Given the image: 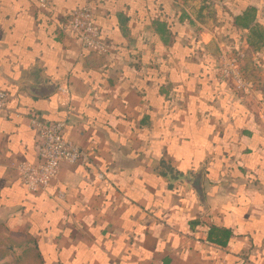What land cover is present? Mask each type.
<instances>
[{
    "label": "crops",
    "instance_id": "0c3cea01",
    "mask_svg": "<svg viewBox=\"0 0 264 264\" xmlns=\"http://www.w3.org/2000/svg\"><path fill=\"white\" fill-rule=\"evenodd\" d=\"M86 3L108 55L65 29ZM0 91V264H264V0H0ZM30 117L91 161L41 193Z\"/></svg>",
    "mask_w": 264,
    "mask_h": 264
},
{
    "label": "built area",
    "instance_id": "2783aa9c",
    "mask_svg": "<svg viewBox=\"0 0 264 264\" xmlns=\"http://www.w3.org/2000/svg\"><path fill=\"white\" fill-rule=\"evenodd\" d=\"M42 9H49L52 0H36ZM94 9L90 3L77 8L70 13L66 20L65 29L75 34L81 42L83 51L98 55H108L111 45L101 38V31L94 23ZM226 67V68H224ZM220 71L224 79L233 77L236 83L243 84L241 75L232 64H224ZM11 95L0 91V112L6 111ZM30 128L39 140L37 148V161L35 163H21L18 174L30 193L47 191L58 181L60 171L64 165L85 166L89 164L90 157L76 143L67 140L65 122H45L30 117ZM102 179L103 176L99 175Z\"/></svg>",
    "mask_w": 264,
    "mask_h": 264
},
{
    "label": "water",
    "instance_id": "95a60500",
    "mask_svg": "<svg viewBox=\"0 0 264 264\" xmlns=\"http://www.w3.org/2000/svg\"><path fill=\"white\" fill-rule=\"evenodd\" d=\"M54 88V87H51ZM203 170L199 169L194 176H183L180 178L184 184H187L195 193L199 203L205 207V201L202 190Z\"/></svg>",
    "mask_w": 264,
    "mask_h": 264
},
{
    "label": "trees",
    "instance_id": "16d2710c",
    "mask_svg": "<svg viewBox=\"0 0 264 264\" xmlns=\"http://www.w3.org/2000/svg\"><path fill=\"white\" fill-rule=\"evenodd\" d=\"M54 122H61V121H54ZM163 163V161L161 162ZM231 231L228 228L222 227H213L210 229V232L208 234V241L214 245H217L219 247H225L228 245V243L231 241Z\"/></svg>",
    "mask_w": 264,
    "mask_h": 264
}]
</instances>
